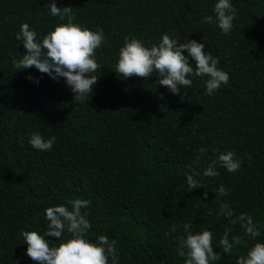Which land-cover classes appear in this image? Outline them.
Returning <instances> with one entry per match:
<instances>
[{
    "label": "trees",
    "instance_id": "16d2710c",
    "mask_svg": "<svg viewBox=\"0 0 264 264\" xmlns=\"http://www.w3.org/2000/svg\"><path fill=\"white\" fill-rule=\"evenodd\" d=\"M53 2L72 7L73 23L102 31L106 40L96 49L101 68L91 74L98 80L84 102L73 99L63 77L53 80L35 67L17 70L12 63L26 52L16 39L22 23L38 39L67 23L51 16ZM216 2L0 0V264H36L21 233L43 235L45 209H71L67 202L73 199L90 202L81 209L91 224L88 239H114L119 264H184L175 239L184 223L192 224L193 233L212 232L222 258L211 264H236L254 243L264 242V0H230L238 12L227 35L216 23ZM207 16L213 22H204ZM163 34L180 43L188 37L205 43V53L219 58L217 67L229 82L209 96L208 77L190 76L191 87L172 94L156 72L146 79L115 72L125 37L151 48ZM189 63L195 69L191 57ZM31 132L45 140L54 136L52 149L33 148ZM202 147L208 151L200 154ZM227 151L241 161L239 170L217 166L219 176H204L207 164ZM193 168L203 184L198 189L187 186ZM221 185L228 194L220 201L234 210L233 218L250 215L259 237L245 236L239 224L216 215ZM173 224L181 227L170 233ZM229 227L230 240L240 235L248 243L224 254L219 240ZM45 239L50 246L60 243Z\"/></svg>",
    "mask_w": 264,
    "mask_h": 264
},
{
    "label": "clouds",
    "instance_id": "9594fccd",
    "mask_svg": "<svg viewBox=\"0 0 264 264\" xmlns=\"http://www.w3.org/2000/svg\"><path fill=\"white\" fill-rule=\"evenodd\" d=\"M49 8L51 16L59 17L61 21L67 19V23L57 24L42 39L37 38L38 34L31 30L27 23H22L16 39L23 43L26 52L21 59L13 58V66L17 70L35 67L53 80L63 77L74 93L73 99L84 102L88 94L93 93V86L98 80L97 76L91 74L101 68L95 56L96 49L106 42L105 37L102 31H92L73 23L76 17L72 7L61 8L53 2ZM214 12L218 27L223 34H229L233 29L238 9L230 0H217ZM204 22H213V17H205ZM204 49L205 43L190 40L189 37L186 42L180 43L178 38L163 34L159 44H153L151 48L145 47L134 37H125V43L119 50L115 72L125 79L134 75L146 79L156 72L160 77L158 83L169 89L172 94H179L181 88L191 87L193 81L188 77L207 76L205 92L211 96L222 84L229 82V75L217 67L219 58L213 57L210 53L206 54ZM189 57L195 61V69L189 63ZM27 78L33 79L31 75ZM55 139L53 136L45 140L39 132H31L29 144L39 151H50ZM207 151V148L199 149L200 154ZM213 151L216 152L217 149L213 148ZM199 163L198 155L194 164L198 166ZM217 166L234 173L241 167V161L232 151L221 152L207 164L203 175L219 176ZM194 175H200L195 168L193 175L186 178L187 186L198 189L203 184L194 179ZM227 194L228 190L221 185L215 195L220 201V198ZM203 195L206 199L208 194L205 192ZM89 203L88 200L73 199L67 202L71 209L65 204L47 207L44 216L48 223L43 235L35 230L21 233L24 243L27 244V256L36 264H108L109 258L112 264H119L117 243L114 239H109L107 235H99L96 242L88 239L91 224L81 209L88 207ZM216 215L227 218L230 225L239 224L247 237L254 239L260 236V230L253 218L246 213H240L233 218L234 210L227 202H219ZM180 227L173 224L169 231L175 233ZM182 228L183 234L175 239L178 254L185 257L184 264H211L221 260V255L214 251L211 231L205 229L193 233L191 223H184ZM231 232V227L226 228L219 240L224 254L231 253L236 246L248 243L240 235H233L230 240ZM46 236L55 237L60 243L58 246H50L49 241L45 239ZM236 264H264V242L254 243L246 255L239 256Z\"/></svg>",
    "mask_w": 264,
    "mask_h": 264
}]
</instances>
